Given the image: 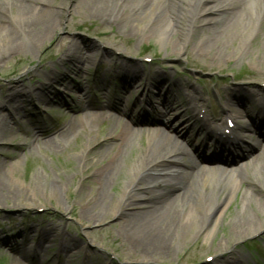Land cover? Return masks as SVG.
Here are the masks:
<instances>
[{
    "label": "rangeland",
    "instance_id": "1",
    "mask_svg": "<svg viewBox=\"0 0 264 264\" xmlns=\"http://www.w3.org/2000/svg\"><path fill=\"white\" fill-rule=\"evenodd\" d=\"M235 1L236 5L242 6L246 0H227L233 5ZM258 1L252 0L251 6L256 9L260 6ZM213 3L215 0L206 2V5ZM260 11L256 22L251 23L252 28L238 35L235 45L218 50L222 58L213 59L198 57L192 51L190 53L187 47L172 53L169 46L159 44L157 37L126 36L122 34V23L104 25L87 19L83 24L70 27L67 13L56 36L75 39L80 45L93 49L100 45L106 52L105 55L97 52L93 63L86 64L79 72H70L67 83L58 88L51 87L47 80L51 73L61 71L55 63L54 51H47V42L33 55L18 52L7 56L0 63V102H3L6 93L17 90H22L17 95L19 97L29 91L34 96L32 99L26 95L22 102H16L17 97H14L9 102V108L3 109L4 112L7 109L11 111L9 126H13L14 131L9 142L0 149V166L7 186L16 196L0 199V264H220L230 260L229 256L237 257L238 254H241L238 255L241 264H264L263 235H253L238 243L230 240L231 235L228 238L231 222L241 218L254 221L263 218V213L255 212L241 201L240 189L225 197L221 210L213 213L209 224L198 234H192L198 227V221L193 222L188 216L185 222L190 224L191 232L185 239H174L167 251L160 255L141 252L121 232L124 225L122 214L129 209L127 201L120 199L119 193L131 180L130 166L120 163L127 174L121 178L116 176L108 188L107 193L112 195L113 202L104 217L96 220L78 218L83 205L94 199L97 187L89 179V173L96 170L112 151L103 141L104 135L109 127L114 126L118 131L121 126L119 122L113 124L106 119L109 112L102 106L119 101L124 96L122 98L130 110L119 121L126 125H131L136 116L142 113V105L134 104L138 97L161 110L165 109L162 87L157 88L150 79L161 72L166 76L163 90L178 94L180 98L178 106L172 104L176 107L174 113L182 120L191 117L189 130L193 136V149L198 146L197 134L203 130L200 118L205 115L214 117L221 104L234 103L229 96V88H241L253 83L248 88H256L257 84L263 88L264 94V81L246 77L249 73L264 71V10ZM11 15L12 18L16 17L14 13ZM246 16L244 13L241 24ZM10 23L5 21L4 26ZM1 34L0 27V46ZM120 61L139 62L145 77H138L127 85L116 71ZM43 88L60 93L62 101L47 103L40 95ZM191 94H200L202 98L195 112L191 109L192 104L186 100V96ZM50 97L53 98V95L50 94ZM251 106L255 104L251 102ZM92 116L100 118L95 121ZM226 119L221 120L220 127L225 126ZM15 122L20 124L17 126ZM37 122L45 130L51 131L54 142L52 146H43L35 153L34 148L40 147L45 139L31 140L24 134L23 125L36 126ZM140 136L141 139L135 140L127 152L132 163L143 154L145 141L149 137L144 133H140ZM244 138L248 144L259 141L258 135L252 131L247 132ZM261 140L260 143L264 145ZM25 142H30V146L21 147ZM183 146L191 159L206 168L212 165L226 167L219 159L199 161L194 150L185 143ZM211 150H208V154ZM81 154L87 161L86 166L73 160ZM231 156H235V153ZM250 161L251 158L232 157L229 166ZM248 166L245 170L252 168L264 173V166L259 163ZM140 172L131 180L132 183L148 174L147 170ZM204 176H207V172H204ZM50 179L59 181L55 192L51 190ZM223 190L221 187L219 194L225 192ZM219 194L211 195L212 198L209 195L207 200H217ZM175 210L184 215L187 213L186 206L177 205ZM199 213L194 212L198 216ZM181 227L179 225L178 231ZM219 242L227 243L221 253L216 250ZM214 260L217 262L214 263Z\"/></svg>",
    "mask_w": 264,
    "mask_h": 264
},
{
    "label": "bare ground",
    "instance_id": "2",
    "mask_svg": "<svg viewBox=\"0 0 264 264\" xmlns=\"http://www.w3.org/2000/svg\"><path fill=\"white\" fill-rule=\"evenodd\" d=\"M212 1L214 0H0V27L2 28L0 63H3L7 56L18 52L33 55L47 42V51H54L57 59L55 63L58 64V68H61V71L57 70V74L48 75V84L57 88L66 84L70 72L77 70L79 72L86 64L93 63L97 52L102 55L106 52L100 45L93 49L90 46L80 45L75 39L57 37V31L61 29L64 15L67 13L70 20L66 23L68 22L70 27L77 23L83 24L87 19L104 25L122 23L124 25L122 34L134 37H157L159 44L163 47L169 46L172 53H178L179 49L187 47L190 53L192 51L198 57L222 58L223 55L218 53V50L235 45L238 35L245 34L249 28H252L251 26L261 14L260 10L262 12L264 10V0L258 1L260 6L256 9L251 6L252 0H246L242 6L236 5V1L234 5L230 4L227 0H215V3L206 5V2ZM11 13H14L16 17L12 18ZM244 13L247 14L246 20L241 24ZM5 21L11 22V25L4 26ZM101 50L104 51L101 52ZM117 66L116 71L122 75L127 85L138 77H145L139 62L133 64V62L120 61ZM246 77L264 81V71L249 73ZM150 79L154 81V86L162 87L166 108L161 110L139 97L134 101L135 105H142V113L138 115L137 121L148 123L147 128L150 132L147 134L149 137L145 141L143 154L133 163L130 162L127 152L135 140L141 139L138 132L140 128H134L132 124H121L119 121L122 119L120 114L129 111L130 107L122 98L124 96H121L119 101H111L102 106L109 112L106 119L111 120L113 124L119 122L121 126L118 131L114 126L109 127L104 135L103 141L112 148V151L110 150V154L96 170L89 173V179L97 187L94 199L83 205L78 218L96 220L104 217L113 202L112 195L107 193L108 188L116 176L121 178L127 174L120 167L122 163L126 167L130 166L131 180H134L141 173L140 171H148L147 175L137 178L136 183L128 181L119 193L120 199L127 201L126 206L129 209L122 214L124 225L121 227V232L131 245L141 252L160 255L167 251L174 239H185L192 229L190 224L185 222L188 216L193 222L198 221V227L192 232V234H198L209 224L213 213L221 210L225 197L228 198L239 189L242 194L241 201L252 207L255 212L263 213V218L259 221L241 218L231 222L228 238L231 235L230 240L238 243L253 235L264 236V173L252 168L245 170L249 167L248 165L252 166L255 163L264 166V145L260 141L245 147L239 143L238 145L231 143L232 151H235V156H231L229 151H223L226 150V139L204 135L207 139L197 148L199 160L219 159L226 167L202 166L200 162L188 156L187 149L183 146L184 141L171 136L165 129L172 128L188 139L191 117L185 120L179 119V116L174 113L176 107L172 106V104L177 106L180 104L179 95L163 90L166 87L162 86L166 76L161 72L154 77L151 76ZM251 85L253 83H248L241 88L228 89L229 96L234 99L235 105L228 103L220 105L219 113L215 117L218 123H210L209 116L202 117L201 121L211 130L218 128L222 118L227 116L228 119L235 120L237 130L249 132L250 127L246 123H239L246 118L245 116H249L253 130L257 131L259 139L264 141L263 88L257 84L256 88H248ZM21 93L22 90L6 93L3 102H0V149L9 142L14 131L13 126H9L11 111L7 109L4 112L3 109L9 108V102L14 97H17L16 102H22L26 95L31 98L33 95V92L29 91L21 97L17 96ZM40 95L47 103L62 101L60 93L51 92L45 88L41 90ZM201 99L200 94L186 96V100L193 105L192 110H195ZM251 102L257 105L256 109L250 107ZM99 118L92 116L95 121ZM19 124L15 122V125ZM23 126L24 134L31 140L35 141L40 137L45 139L40 147L34 148L35 153L43 146L45 148V146L53 145L54 136H51V131L45 130L39 122L36 126ZM226 128L232 131L229 127L223 128L222 131ZM240 138L242 140V137ZM191 142L189 139V143ZM21 145V147H29L30 142ZM214 145L216 146L212 150L213 153L211 151L208 154V150ZM239 156L242 159L251 158V161L238 162L229 166L232 157ZM73 160L76 163L82 162L85 166L87 164L83 154ZM204 172H207V176H204ZM49 181L51 190L55 192L59 181L56 179ZM221 187L225 192L219 194ZM202 192L205 194H201ZM214 194H219L217 200H207L209 195L212 198L211 195ZM13 196L16 194L7 186L0 166V199ZM177 205L186 206L187 213L184 215L176 212ZM197 211L200 212L199 216L194 214ZM179 225L182 227L178 231ZM226 244L219 242L216 245L217 252L224 251ZM238 255L237 257L229 256L230 260L222 261L220 264H241ZM216 256L213 258L215 259ZM216 262L217 260L214 263Z\"/></svg>",
    "mask_w": 264,
    "mask_h": 264
}]
</instances>
